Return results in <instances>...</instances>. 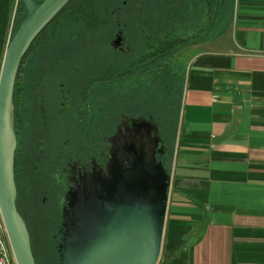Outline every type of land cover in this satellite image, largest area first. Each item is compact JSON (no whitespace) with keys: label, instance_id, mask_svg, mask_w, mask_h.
<instances>
[{"label":"crops","instance_id":"0c3cea01","mask_svg":"<svg viewBox=\"0 0 264 264\" xmlns=\"http://www.w3.org/2000/svg\"><path fill=\"white\" fill-rule=\"evenodd\" d=\"M18 5L0 0V70ZM234 5L228 43H190L157 264H264V0Z\"/></svg>","mask_w":264,"mask_h":264},{"label":"water","instance_id":"95a60500","mask_svg":"<svg viewBox=\"0 0 264 264\" xmlns=\"http://www.w3.org/2000/svg\"><path fill=\"white\" fill-rule=\"evenodd\" d=\"M22 1L27 13L8 41L0 70V214L17 264H37L17 202L14 89L23 55L68 0ZM106 138V163L83 165L66 192L61 264H157L170 184V172L157 157L164 150L158 125L134 119Z\"/></svg>","mask_w":264,"mask_h":264},{"label":"rangeland","instance_id":"374dc122","mask_svg":"<svg viewBox=\"0 0 264 264\" xmlns=\"http://www.w3.org/2000/svg\"><path fill=\"white\" fill-rule=\"evenodd\" d=\"M223 2L224 3L220 2L219 4V9L217 10L218 16L214 22V25H212L211 22L215 12L212 6L213 1L210 2V0H176L177 11L181 12V14H177V17L173 18L171 21H169L170 18L167 20L166 16L162 17L159 15V17H151L150 14H147V17L144 18L145 25H147L146 27L144 26V22H129L131 25L125 27V33H128L129 35L124 42L125 48L129 49L127 54L128 61L121 63V68L128 66L131 69H117V72L119 73L123 71L126 74L129 73L128 77L124 79H116L112 83V86L104 87L105 89L108 87L111 88H108L106 91H104V88L98 89L97 100L99 102V107L97 108L96 115L99 123H102L101 119L104 120L105 117L109 118L111 114L114 117L115 123L121 117V119L126 118V120L130 117L148 118L158 125V134L160 137H162L164 133L167 135L165 128L166 123L171 122L175 116L178 127L182 117L181 101L178 104V99H182L181 93H173L171 90L169 92V90L164 86H168L167 84L171 82V78L175 74H178L179 78L182 77L185 68V62L187 61L190 53L194 51H192L191 48L192 44H190V47L189 45L186 47L180 46L174 51L173 56L175 57L176 61H172L167 58L163 59L162 63L160 64L161 66L158 65V67L154 66L153 68L142 70L143 73L140 75L138 74L140 70L137 72L136 70L138 69H135V66L138 64L139 54L144 50L145 47L141 42V39L143 36L145 37V35H148L149 37L147 39L154 41V39L150 37V35H153V33L155 36H180L181 38H189L191 40L201 36L198 42L200 43L201 41H206V46L209 47L210 44L216 45V43H220L216 41H211V43H209L208 39H215L219 36H222V41L224 43H228V40L231 36V32L229 31L231 29L230 24L232 25L234 22L235 5L234 0H223ZM181 6L183 9H180ZM122 11V16L119 18L121 21L125 20L126 17L130 15L126 6ZM71 21L72 20L65 19L63 20V23H71ZM116 21H118V19H113L111 22H109L113 24L109 28V31H112L110 35H115L117 32L116 30L123 26L122 22H120L121 24H117ZM78 22L79 23L77 26L68 27L67 29H65L64 26L61 27L60 30L70 31L69 33L63 32L54 35H47L46 33L44 37L46 40V42H44L45 46H39L38 43L36 48L31 51L30 55L28 56V62L34 58V52L36 50L43 49L41 54H39L41 57L40 65L38 62L39 68L46 69V67H48L49 69H54L56 71V69H59L56 67L58 65V61L51 63L50 60L58 52L61 44H63L65 50L61 54L65 55V59L61 61V69H70V62L73 60H81L82 63L84 61L85 64H89L91 57H97L100 55V50L98 47L92 44H86L83 42L86 41L87 38L85 37L86 35H82L83 33L80 34V31L88 32V30L82 27V20H79ZM163 23L166 26L163 25ZM72 32L77 33L73 35ZM91 33H93V31H91ZM94 33L97 34V30H95ZM99 34L109 36V33H105L103 30L99 31ZM130 34H133L134 36H131ZM138 34L140 35L138 36ZM75 35L78 36L79 40L75 38L77 37ZM97 36L94 37L93 40L89 41H93L92 43H94L97 39ZM155 48L156 45L152 44V47H147L146 51L152 52L155 50ZM156 51L157 50H155V52ZM103 54H105V52H103ZM56 60L57 59H54L53 61ZM42 63H44V65ZM34 66H36V63ZM87 66L85 65L84 68H87ZM91 70L92 69H82V72L85 71L89 74L91 73ZM107 98L109 101H107ZM177 105L178 110H176ZM100 135L101 132L97 131L95 138L99 143L102 140ZM45 136L46 134L42 133L38 139L41 144H44L43 142L45 138L49 139V143L45 144L48 147L47 152L45 153V148H42V154L40 148H37L34 152V157L42 159L41 163H43V165L41 163L39 164L40 169L34 166V163L37 162L35 159L34 162L32 161L29 163L28 167L23 166L21 162H19L18 166L16 167L17 174L19 176V197L17 202L18 207L25 219L29 216L30 222L34 224V227L31 226L32 231L30 232L33 237L32 245L36 255L37 263L61 264L60 253L59 250H57V246H55L51 240V234L48 235L46 229H43V231L40 229L41 227L39 217H42L43 219L53 218L54 220L60 217L61 205L59 200L61 194H59L58 191H53L51 193L52 186L50 178L52 176L53 170L47 167V159L50 157V154L51 156L56 155L55 153H57L58 145L63 143V141L66 142V138L69 135L64 131L60 137H58L57 134L51 135L52 138ZM88 139L91 140L90 138ZM88 139L84 134L79 132L78 137H72V142L69 141V143L65 145V149L67 152H69L76 150L74 148H77V152H82L85 150V148H87V144H90ZM92 139H94V137ZM165 139L167 140L168 137ZM20 148H18V150ZM29 185L36 187V197L39 198L36 199L35 197V201L25 200L24 194L27 192ZM37 193H39V195ZM43 193L50 195L45 201L42 199ZM55 193L58 194L57 197H54ZM0 219H2L1 214ZM36 221L39 223V227L37 226Z\"/></svg>","mask_w":264,"mask_h":264},{"label":"flooded vegetation","instance_id":"af4514ba","mask_svg":"<svg viewBox=\"0 0 264 264\" xmlns=\"http://www.w3.org/2000/svg\"><path fill=\"white\" fill-rule=\"evenodd\" d=\"M131 21L132 20L129 18L123 21H116L117 24H121L120 22H122L123 26L116 30L117 32L115 35L109 34L110 37L99 35L101 38L97 36L96 41L91 44L99 48L100 55L91 57L89 62L90 65L85 64L84 61L82 63L80 60L81 64L76 65L73 69L71 67L70 69H61L60 67H62V65H60V62L63 61L60 60L63 57L61 53L65 48L64 45L61 44L57 52L59 53L58 63L60 64L56 67L59 69H56V71L48 67H46V69H33L35 61L32 59L30 60L31 69H20L18 79L16 78L14 108L15 129L18 143L15 154V166L17 167L18 163L21 162L23 166L28 167L29 163L32 161L34 162L35 159L37 162L34 163V166L40 169L39 164L42 159L34 157V152L37 148H40L42 154V148H45L46 153L48 147L45 144L49 143L48 138H45L44 144L40 143L38 138L42 133L46 134L45 137L48 136L51 138L53 134H57V136L60 137L64 131L69 135L66 138V142L63 141V143L58 145L57 153H55L56 155L51 156L50 154V157L47 159V167L53 170L50 178L52 186L51 193L53 191H58V193L61 194L59 200L61 205L60 217L55 220L53 218L43 219L39 217L40 229L42 231L46 229L47 234H51V240L55 246H57V250H59L60 242L66 230V227L62 226V209L63 205L67 202L66 192L81 175L82 166L84 165L87 169H92L94 162L102 165L106 163L108 159L107 152H109V140L106 137L116 133L120 127L130 126L134 119H141L130 117L126 120V118L121 119V117L115 123L114 117L111 114L109 118L105 117L104 120L101 119L102 123H99L96 115L97 108L99 107V102L97 100L98 89L112 86V83L116 79H124L129 75V73L126 74L124 71L119 73L116 69H131L128 66L121 68V63L128 61L127 54L129 49L125 48L124 42L129 34L125 33V27L130 26L131 23L129 22ZM138 21L144 22V26H147L145 25V19ZM118 35H121V41L116 44L115 39ZM139 35L140 34H138V36ZM131 36L134 35L132 34ZM145 37L143 36L141 39V42L145 46L144 50L139 54L138 64L135 66V69H138L136 70L137 72L140 70L138 74L141 75L143 73L142 70L150 69L154 66L158 67L163 59L167 58L176 61L173 56L175 50L170 51L175 43L172 42V40H169L170 42H168V39L163 40L168 38V36H155L153 33L150 37L154 39L155 42L148 40V35H145ZM192 41L193 40H190L182 46L186 47ZM152 44L156 45L155 50L157 51L147 52L146 48H151ZM34 48L36 47H33V49ZM103 52H105V54H103ZM85 65L89 66L84 68ZM82 69L92 70L91 73L88 74L85 71L82 72ZM101 69H112L109 73L110 75H106V80L102 82V78L99 79L98 75ZM97 131L101 132L100 137L102 140L100 143L96 141L95 138ZM79 132L84 134L87 139H91H88L90 144H87V148L82 152H77V148H74L76 150L67 152L65 145L71 141L72 137H78ZM93 137L94 139H92ZM18 148L20 149L18 150ZM41 164L43 165V163ZM27 189V192L24 194L25 200L35 201V197L37 196L36 187L29 185ZM37 194L39 195V193ZM49 196L50 195L43 193V201ZM57 196L58 194L55 193L54 197ZM38 198L36 197V199ZM37 215L39 216L38 213ZM26 221L29 230L32 231L31 226L34 227V224L30 222L29 216L26 218ZM36 223L39 227V223L37 221ZM31 238L33 239L32 234Z\"/></svg>","mask_w":264,"mask_h":264},{"label":"trees","instance_id":"16d2710c","mask_svg":"<svg viewBox=\"0 0 264 264\" xmlns=\"http://www.w3.org/2000/svg\"><path fill=\"white\" fill-rule=\"evenodd\" d=\"M38 1H41V0H38ZM212 1H213L212 6H213L215 13H214L211 23L212 25H214V22L218 16L217 10L219 9V4L220 2L222 3L224 2L223 0H215V2L214 0H210V2ZM125 6L128 8V13L130 14L126 17V19H128L129 17V19L132 20L133 22L138 21V20H143L145 17H147V14H150L151 17H156V16L159 17V15L162 17L166 16L167 20L168 18H170L169 21H171L173 18H176L177 14H181V12L177 11L176 0H68L63 5V7L54 15V17L47 23V25L40 31V33L31 43L27 52L23 55L20 66H19L17 79L19 76L20 69H31L30 61L28 62V56L30 55L31 51L35 49V48L33 49V47H36L38 43L40 46H43V45L45 46L44 42H46V40L44 39V36L46 33L47 35H54V34H59L63 32L69 33L70 31L60 30L61 27L64 26L65 29H67L68 27L77 26V24L79 23L78 21L82 20L83 21L82 27L88 30V32L80 31V34L83 33L82 35H86L85 37L87 38V40L83 42H85L86 44H91L93 41L91 42L89 40H93L94 37H96L97 35L104 36L103 34H99V31L103 30V32L111 34L112 31H109V28L113 24L109 22H111L113 19L119 20V18L122 16L121 15V13L123 12L122 10ZM180 9H183L182 6L180 7ZM26 13H27V9H26L24 2L22 0H19L16 19H15L14 27H13V32L17 29L18 25L20 24L21 20L26 15ZM65 19L72 20V21L71 23H67V22L63 23V20ZM163 25L165 24L163 23ZM95 30H97V34L94 33ZM91 31H93V33H91ZM75 33H73V35ZM200 38L201 36H199L196 39H192V40L194 41ZM77 39H78V36H77ZM166 39H168V42H170L169 40H172V42L175 43V45L172 46V49H170V51H174L178 49L180 46H182L183 44L191 40L189 38H181L180 36H176V37L168 36V38H165L163 40H166ZM42 50L38 49L34 52L33 61H35L36 66H34L33 69H40L38 66V62L40 65L41 57L39 54H41ZM152 52H155V50ZM58 54L59 53H56L53 56V58L50 60L51 63L58 61L59 59ZM54 59H57V60L53 61ZM64 59H65V55L63 54V57L60 60H64ZM44 63L42 64L44 65ZM60 63H58V65ZM70 64H71V68L73 69L76 65H79L81 63H80V60H73L70 62ZM111 70L112 69H101L99 71L98 75H99V79L102 78L101 82L106 80L105 77L106 75H110L109 73L111 72ZM178 76H179L178 74H175L174 76H172L171 82L167 84L168 86H164V87L168 89L169 92L170 90L173 91V93L180 92L181 97H182L184 80H185V68H184L182 77L179 78ZM17 79H16V83H17ZM106 90H108V88H106L104 91ZM15 92H16V87L14 89V100H15V94H16ZM181 100L182 99L180 100L178 99L179 101L178 104L180 103ZM107 101H109L108 98H107ZM176 110H178V105H177ZM165 128H166L167 135H165L164 133V135L161 137L162 138L161 142L164 147V150L163 152H157V157L158 159H161L164 162L167 170L170 171L173 158H174L175 147H176L175 144H176V136H177V128H178L176 124V116L172 119L171 122L166 123ZM165 136L168 137L167 140L165 139L166 138ZM15 171H16V166H15ZM16 183L18 187L19 179H18L17 174H16Z\"/></svg>","mask_w":264,"mask_h":264},{"label":"built area","instance_id":"2783aa9c","mask_svg":"<svg viewBox=\"0 0 264 264\" xmlns=\"http://www.w3.org/2000/svg\"><path fill=\"white\" fill-rule=\"evenodd\" d=\"M0 264H17L6 226L2 219H0Z\"/></svg>","mask_w":264,"mask_h":264}]
</instances>
